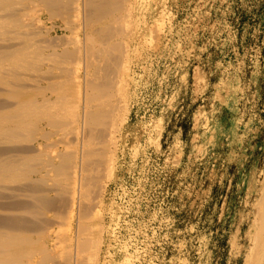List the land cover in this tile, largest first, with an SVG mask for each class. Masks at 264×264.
<instances>
[{
  "label": "rangeland",
  "instance_id": "374dc122",
  "mask_svg": "<svg viewBox=\"0 0 264 264\" xmlns=\"http://www.w3.org/2000/svg\"><path fill=\"white\" fill-rule=\"evenodd\" d=\"M132 1L98 263L264 264V0Z\"/></svg>",
  "mask_w": 264,
  "mask_h": 264
},
{
  "label": "bare ground",
  "instance_id": "6f19581e",
  "mask_svg": "<svg viewBox=\"0 0 264 264\" xmlns=\"http://www.w3.org/2000/svg\"><path fill=\"white\" fill-rule=\"evenodd\" d=\"M132 10V0H0V264H99Z\"/></svg>",
  "mask_w": 264,
  "mask_h": 264
}]
</instances>
